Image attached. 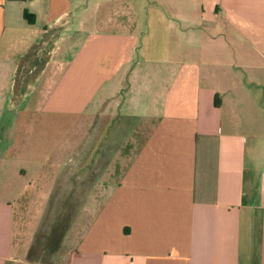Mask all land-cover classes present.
Wrapping results in <instances>:
<instances>
[{
	"label": "crops",
	"instance_id": "obj_1",
	"mask_svg": "<svg viewBox=\"0 0 264 264\" xmlns=\"http://www.w3.org/2000/svg\"><path fill=\"white\" fill-rule=\"evenodd\" d=\"M56 259L264 264V0H0V264Z\"/></svg>",
	"mask_w": 264,
	"mask_h": 264
},
{
	"label": "rangeland",
	"instance_id": "obj_2",
	"mask_svg": "<svg viewBox=\"0 0 264 264\" xmlns=\"http://www.w3.org/2000/svg\"><path fill=\"white\" fill-rule=\"evenodd\" d=\"M57 123H54L52 130L59 129ZM71 123L66 122L65 126L62 127L63 129L60 130V132H70L71 130ZM65 129V130H64ZM106 136V135H104ZM75 141L79 142L78 146L82 149H85V153L82 155V160L86 162H89V159L91 157L90 149H91V142L90 138L84 137V135H78L75 139ZM78 147V148H79ZM88 151V154L86 153ZM69 155H66V157ZM85 164V165H86ZM70 172V171H69ZM55 178V177H54ZM62 178V179H61ZM60 180L58 177H56V184L54 186H51L48 191L50 193L49 196L46 197V201H40L36 204V211L32 212L30 215V221H28L27 225L30 228V234L32 233L31 230L34 226L35 230L39 232L37 234L38 241H40V238L45 235V232L48 231V228L50 225L56 227L55 229L58 230L59 227L69 226L72 224V221L75 217L78 206L80 203H77L75 201L70 200L69 194V188L64 189V187H59V181L64 180L63 177H61ZM48 190V188H47ZM47 193V194H48ZM83 204V203H82ZM38 209V210H37ZM62 212H64V217L61 220ZM38 216V217H37ZM71 221V222H70ZM70 222V223H69ZM74 225V224H72ZM63 248H61L62 250ZM60 250V251H61ZM57 263V259L54 260V264Z\"/></svg>",
	"mask_w": 264,
	"mask_h": 264
},
{
	"label": "trees",
	"instance_id": "obj_3",
	"mask_svg": "<svg viewBox=\"0 0 264 264\" xmlns=\"http://www.w3.org/2000/svg\"><path fill=\"white\" fill-rule=\"evenodd\" d=\"M23 16H24L28 21H32V20H33L32 16H30V15L27 14L26 12H24Z\"/></svg>",
	"mask_w": 264,
	"mask_h": 264
}]
</instances>
